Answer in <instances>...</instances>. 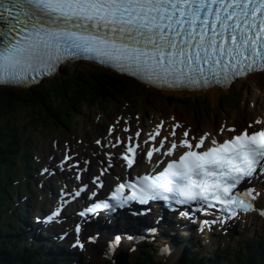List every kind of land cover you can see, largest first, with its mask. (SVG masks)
Returning <instances> with one entry per match:
<instances>
[{
  "label": "snow or ice",
  "instance_id": "snow-or-ice-1",
  "mask_svg": "<svg viewBox=\"0 0 264 264\" xmlns=\"http://www.w3.org/2000/svg\"><path fill=\"white\" fill-rule=\"evenodd\" d=\"M0 19L6 22L0 36V83H32L55 71L61 61L80 55L157 87L223 86L246 74L264 72V0H0ZM254 123L262 122L257 119ZM177 127L172 125L169 136H175ZM160 128L156 125L148 140H156ZM206 135L193 144L186 129L184 138L168 141V146V138L161 137L148 147V160L153 153L171 157L177 148L185 150L178 158L169 159L155 176H140L137 183L128 185L130 195L123 194L126 183H118L111 196L115 203L99 200L79 215L99 209L115 211L117 204L123 206L130 200L141 204L163 200L169 206L195 204L193 212L207 213L215 208L227 213L224 219L251 211L264 216V209L253 203L259 193L252 187L237 190L242 182L264 175V127L251 133L245 130L222 143L213 138L211 147L197 151ZM115 140L121 143L120 136ZM122 155L131 168L135 146L127 147ZM69 159L66 154L64 160ZM98 180L94 177L93 183ZM59 212L57 207L44 221H52ZM179 214L190 215L185 211ZM224 219L219 222L223 224ZM214 222L201 220L200 229ZM76 232H80L79 224ZM88 240L95 242L96 237ZM120 240V236L109 240L105 255ZM73 246L84 248L79 239ZM169 250L167 245L160 249L164 254Z\"/></svg>",
  "mask_w": 264,
  "mask_h": 264
},
{
  "label": "trees",
  "instance_id": "trees-1",
  "mask_svg": "<svg viewBox=\"0 0 264 264\" xmlns=\"http://www.w3.org/2000/svg\"><path fill=\"white\" fill-rule=\"evenodd\" d=\"M50 81L26 89L0 87V264H55L53 260L44 263L35 249L20 245L19 240L25 235L21 234V222L17 216L24 210V205L20 204L16 210L8 211L14 191L20 193L29 182L33 154L30 142L32 132L29 128L42 122L68 125L72 112L80 106H94L101 101L109 102L119 95L137 93L138 97H141L142 93L131 87L132 83L135 87L141 85L106 71L70 72ZM226 94L232 96L230 91ZM191 98L176 97L175 100H187L193 107L199 102L201 107L206 101L199 100V97ZM221 102L220 100L217 105L222 106ZM20 107L29 109L27 116L21 118L17 115V109ZM19 118L24 121L21 122ZM23 177H26V180H23ZM254 256L256 255L253 250L247 254L242 253L239 256L241 264H264L263 256L259 259ZM138 262L160 264L156 263L145 249L140 253Z\"/></svg>",
  "mask_w": 264,
  "mask_h": 264
},
{
  "label": "rangeland",
  "instance_id": "rangeland-1",
  "mask_svg": "<svg viewBox=\"0 0 264 264\" xmlns=\"http://www.w3.org/2000/svg\"><path fill=\"white\" fill-rule=\"evenodd\" d=\"M81 64H71L68 65V72L78 71L83 69L86 66H81ZM61 73H58L55 77L49 79L48 81H55L61 78ZM50 81V82H51ZM234 91L236 92L234 97L237 98L238 93L240 94L241 102L236 104V101H232V106L226 105L224 98L222 104L223 106L219 107L215 105L220 95H222L226 90L225 89H215L213 92H205L206 103L201 104V107L196 104L193 107L191 104L182 102V105L175 104L167 106V101L165 98L160 101L161 97H165L169 94H164L159 91L152 89H146L145 93H141V98L137 96L128 95V98L131 102H128L124 99L119 101H113L110 104L102 102L98 108H91L87 110L86 108L80 110L79 112H73L75 123L70 127H64L61 123L57 125L48 124L46 122L43 125H38L37 123L31 129V132L34 134L32 143L36 145L35 154L40 158H44L45 161H50L53 159L55 154L59 152L65 143H71L72 140L76 142V139L82 138V134L78 131L80 128L89 130L90 124L94 122H100V129L97 131L89 130L87 134V140L92 141V139L104 133L105 125L113 120V117L117 113H133L131 115L132 120L136 121L137 119L141 122H148L151 118L157 119L160 116L169 117L171 115H176L178 118L184 120L188 125L198 128L199 131L203 129H209L208 126L213 124V128L216 129L221 122L222 117H227L226 120L230 124H235L238 128L244 126L248 120H251L255 114L258 113L256 104L260 102V107L264 108V99L256 100L253 99V96H258V98L264 97V88L261 86L260 81H256V77H248L242 79L239 82L235 83L233 86ZM138 89L137 91H139ZM262 94V96L260 95ZM176 95H183L175 93ZM186 95V94H184ZM194 96V94H192ZM191 99V98H190ZM200 100V98H199ZM205 100V98H204ZM229 101V100H228ZM252 102L254 106L251 107ZM215 105V106H214ZM17 115L19 117H25L29 113V109L25 107H20L17 109ZM196 111L198 113H196ZM21 122L24 120L20 119ZM71 121V118L68 119V122ZM1 125V123H0ZM187 125V124H186ZM45 126H48V129H44ZM1 127V126H0ZM198 131V130H197ZM51 154V155H49ZM34 184V183H32ZM16 198V195L13 196V199ZM262 221V220H261ZM247 229V230H246ZM237 233L242 235H232L225 238V242L222 244V258L225 260L223 264H238L236 261V256L243 250L242 247H238V240L242 239L243 242L254 237V232L258 231L259 234L264 235V220L262 222H254L253 220L245 221L241 224L238 223L236 227ZM246 232L244 233V231ZM244 233V234H243ZM249 238V239H248ZM246 239V240H245ZM240 242V241H239ZM253 242H259V239L256 238ZM264 245V241H263ZM101 246L99 245V250ZM91 252H96V249L90 248ZM214 246L204 247L200 250V253L204 255H209L213 252ZM206 251L207 253H205ZM176 255L173 254L171 258H174ZM88 258V256H87ZM100 251L99 256L97 257V262H101Z\"/></svg>",
  "mask_w": 264,
  "mask_h": 264
},
{
  "label": "bare ground",
  "instance_id": "bare-ground-1",
  "mask_svg": "<svg viewBox=\"0 0 264 264\" xmlns=\"http://www.w3.org/2000/svg\"><path fill=\"white\" fill-rule=\"evenodd\" d=\"M214 90H215V88H209L207 90H193V91H190V90H181V91H179L177 93H180V94L185 93L187 95L188 94H195L196 95V94L201 93V92H213ZM161 92L167 94V93H170V90H164V91L161 90ZM260 95L262 96L261 93H260ZM253 99H255L254 101L256 102V100H262V99H264V97L263 98L262 97L261 98H258V96H253ZM256 107L259 108L258 111L261 112L262 108L260 107V102H258L256 104ZM158 118H160V120H158L156 122L162 121L161 116L158 117ZM225 122L226 121H223V123H225ZM177 124L179 125V127H178L177 130H175V136H169V133L172 131V129H169V131L167 132L166 131L168 129L167 127L164 128V130L162 131V133L165 134V136L168 137L169 139H172V138H174L176 136L179 137V138H184L183 135L181 134V132L183 130H186L187 129L189 131V136L187 137L189 140H190V138L194 137V135H196V138L198 139V137L200 135L205 134L206 132L213 133L212 136H217V135H220V134L223 135V134L226 133V129H225L222 132H220L218 134H215V131L216 130L219 131V129L218 128L214 129L213 128V124H211L210 126H208L209 129H203L201 131H199L198 128H195V127L190 126V125H186L188 123H186L185 121L183 122V125H182V123L180 121H177ZM100 126L101 125H100L99 120H98V122H94L93 121L90 124V126H89V130L97 131L98 128L100 129ZM224 126H225V124L222 126V128H224ZM89 130L84 129V128L81 127L80 130L78 131L80 134H82L81 135L82 138H83L82 140L85 141V142H88V140H87L86 137L88 135L87 133L90 132ZM112 130L113 131L111 133L109 132V137L106 140H109L110 139L111 141H113V139H111V136L113 138H115L119 134H123L121 131L117 130L114 126L112 127ZM153 131H154L153 128H151L150 131L148 132V134L149 133L150 134L153 133ZM160 135H162V134L160 133ZM212 136H208V137H212ZM158 137L160 138V136H158ZM123 138L124 137H121V139H123ZM158 141H159V139H157V142ZM96 144H97L96 142L93 143V144H92V142H88L86 144H78V143H76L75 141L72 140V143H70V145L72 146V150L74 151L73 153L76 154L77 160L79 161V163H78L79 165L78 166H81L84 169L91 170V169H95L97 167V164H99L100 165L99 167H101L102 169H106V167L104 165H102V164H100L98 162V157L96 156L98 154L97 153V147L98 146ZM98 145H102V143H100ZM116 146L117 145L115 144V147ZM90 149H92V150L91 151H88ZM67 150L70 152V149H67ZM87 152H90V154H88ZM92 152H95L96 155H94ZM85 159H88V163L87 164L85 163ZM106 172H109V170H107ZM82 174H86L87 175L88 172L87 171H84ZM257 193H259V195L257 196L256 208L264 209V201H263L264 200V194L261 193L260 191H257ZM255 212L257 214H255ZM239 217L240 216H238L237 218H239ZM249 219L250 220H253L254 222H262L264 220V216H260L257 211H251V212L246 213L245 215H242L239 219H236V220H238V223H242V222L248 221ZM104 233L105 232L103 231V234ZM103 234H102V236H103ZM212 240H213V237H210L209 238V242H208L209 244L208 245L211 244V241Z\"/></svg>",
  "mask_w": 264,
  "mask_h": 264
}]
</instances>
